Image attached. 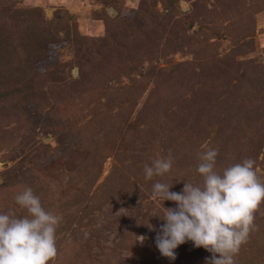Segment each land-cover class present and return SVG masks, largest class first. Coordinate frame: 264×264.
<instances>
[{"label":"rangeland","instance_id":"obj_1","mask_svg":"<svg viewBox=\"0 0 264 264\" xmlns=\"http://www.w3.org/2000/svg\"><path fill=\"white\" fill-rule=\"evenodd\" d=\"M2 1L0 0V3ZM239 1L244 3L245 7L250 5L248 13L255 19L253 35L248 37H241L237 29L240 25L237 19L241 15L237 14L236 10L239 4L242 5ZM215 2L216 0H18L17 7L40 8L47 19H53L56 14L61 17L68 16L66 17L67 23L73 26L77 34L85 37H100L105 33L104 16L110 20L131 19L136 17L140 6L144 11L143 16L148 15V20L168 23L167 27L171 24V20L168 19L169 16L162 15L171 14L170 12L175 8L186 15L190 10H196L191 14L192 17L185 16L186 27L184 23L173 27L177 35L183 38V53L169 52L166 58L160 59L155 67L156 73L158 69H163V78L170 80L171 77L170 82L178 87L174 92L175 102L171 104L168 100H163L162 105L173 106L168 112L177 113V122L182 118V113L183 118H186V125L177 131L178 133L185 132L186 136L178 137L176 134L164 131V128L170 126L169 118L161 122L164 128L158 134H164V141L168 142L161 146L165 148L172 146L174 152L172 154L174 157L173 172L169 171L168 175L164 174L161 182L172 183L170 191L180 192L184 181L192 183L193 181L190 180H195L194 184L202 182V177L197 178L201 176L197 172V167L200 163L199 156L206 148H218L217 171L219 172L234 163L241 162L245 157L253 158L256 155L259 164L255 171L264 181V142L260 148L257 140L245 144L247 141L240 139L237 134L245 129L243 119L247 118L248 113V116L255 118L256 123L260 125L257 129L259 137L264 138V0L232 1L233 13H228L224 9L223 1H221L223 8L220 6L219 9ZM153 8L160 16L152 13ZM221 10L223 13L219 14ZM187 24L191 25L188 29ZM199 25L210 28L212 33L205 37L204 33L207 32L198 31ZM216 32L222 34L223 37L214 40ZM44 52L46 53L45 58L36 64L40 71L53 64L70 62L72 57L71 45L64 39L44 45ZM203 54H209L216 61L221 62L210 66L198 65V58L204 56ZM76 71L75 68L71 70L73 77H77ZM218 76L229 77L230 81L227 89L223 86L222 90L226 91H220L222 94L217 95L215 90L220 89H216L217 84L221 85ZM111 84L115 83L111 82ZM121 84L131 83L122 79ZM208 85L212 88V92L209 89L212 98L207 102L204 89L208 88ZM180 95L184 99L191 100L188 109H174L182 108L183 99L181 100ZM201 96H204V104L200 99ZM130 101L126 104L132 106L133 111L147 107L144 98L136 100L131 98ZM220 102L229 105L220 106L218 104ZM214 106H217L216 109L213 108ZM224 107L225 115L222 113V117L229 115V111L235 115L236 110H242V114L246 117L238 118L237 127L231 120L224 122V118L220 123L214 121V126L210 129L208 136L199 140L200 117L208 116L213 108L215 111L210 116L214 118ZM51 108V105L44 107L39 114L36 113L37 111L28 112L29 118L23 121L25 126L20 130L18 121L8 120L4 114L0 117V189H3V185L7 182L9 190L3 193L10 199L15 200L18 193L22 192L25 187H31L32 184L37 187L34 193L39 196L40 193L54 192L58 186L74 187L79 184L80 177L73 179L75 183L74 181L66 183L70 176L66 171L71 172L73 168L78 167L85 173L84 171H91L97 167V165L93 167L97 160H92L89 169L85 168L83 162L81 163V159H89L96 153L93 150L94 147L81 151V148H77L76 138L66 140L60 138L58 145L55 136L45 130L44 120L46 118L44 116ZM136 115L135 112L131 113L130 120H135ZM32 116H34L33 119H31ZM228 129L236 134L232 142L235 144V150L240 152L239 158H233L235 156L231 158L225 154L226 144L222 140ZM152 132L155 133V131ZM175 136L178 139L172 142ZM146 137L154 138V135L147 131L143 139ZM213 138H215V145L213 142L208 147ZM129 140L130 138L125 136L124 143H122L120 134L114 142L122 150L126 148L130 150ZM112 143L113 137L109 141V146H112ZM132 149L133 153L127 150L129 154H132L129 158L118 160L112 156L104 159L101 169L96 172L98 176L92 183L89 193L98 190L114 169L122 172L130 171L132 176L141 172L143 164L137 165L134 159L143 154V149ZM248 151L251 152L247 154ZM130 163L133 164H131L132 168L128 167ZM82 172L80 174H83ZM142 184L147 186L146 189L136 187L115 200L114 197L111 198L112 201L97 203L99 206L93 209L80 207L74 211L73 216H68L69 223L56 233L58 255L50 264H183L180 257L181 250L178 247L174 250L175 260H170L160 254L155 244L157 231L150 230L148 227L151 225L153 229L158 230L164 223L162 220L165 213L164 208H174L175 203L166 200L161 204L159 198L153 199L152 197L153 183L146 180ZM136 185L141 184L137 182ZM3 210L0 207V213H4ZM254 215L256 219L264 217V202L260 204ZM139 236L145 237L143 243L137 241ZM188 242L193 248L186 249V264H199L203 253L200 251L201 255L198 254L196 252L198 248L195 250L193 243ZM260 242L261 237L256 232H252L248 242L241 246L235 257V264H258L259 259L252 255L249 248L250 244H253L252 247L258 251ZM195 256L199 257L197 261L194 259Z\"/></svg>","mask_w":264,"mask_h":264},{"label":"trees","instance_id":"obj_2","mask_svg":"<svg viewBox=\"0 0 264 264\" xmlns=\"http://www.w3.org/2000/svg\"><path fill=\"white\" fill-rule=\"evenodd\" d=\"M221 1L225 4L224 9L228 13H233L234 9L231 7V3L237 0H216L215 4L218 9L223 4ZM241 4L236 10V13L241 15L237 19L240 23L237 29L241 33V37H248L253 35L255 19L248 13L250 5L245 7L244 3ZM17 5L18 0H3L0 3V117L4 114L8 120L18 121V129L20 130L25 126L23 121L29 118L28 112L37 111L36 113L39 114L44 107L51 105V110L46 113V117L44 116L46 118L44 126L46 127L45 130L55 136L56 144H60V138L65 140L76 138V142L78 141L77 148H81V151L93 149V147V150L96 151L89 159H81V163L83 162L82 164L87 169L92 165V160H97L93 165V167L97 165L95 169L83 170L85 173L78 167L73 168L71 172L66 171L70 175L66 183L73 182L80 177L79 184L74 187L67 186L69 188L58 186L52 193H40V196L38 195L46 210L63 217L57 229L59 232L69 223L67 217L73 216L74 211L80 207L93 209L99 206L97 203L112 201L111 198L114 197L115 200L136 187L146 189L147 186L142 184L143 181H146L144 165H150L154 159L167 157L169 153L174 154L172 146L168 148L161 146V144L168 143L164 141V134L158 135L164 128V124H161L162 121H167L168 118L170 121V126L164 128V131L171 132L173 135L176 134L178 137L186 136L185 132H177L186 125V118H183L184 114L182 113V118L177 122V113L168 112L173 106L162 105L163 100H168L171 104L175 102L173 99L175 98L174 92L178 87L170 82L171 77L170 80L163 78V69H158V73H156L155 67L160 59L166 58L169 52L179 51L183 53V38L177 35L173 27L180 23H184L186 27L185 16L187 18L192 17L191 14L196 10H190L186 15L175 8L174 11L170 12L171 14L162 15L169 16L168 19L171 20V24L167 27L168 23L148 20V15L143 16L144 11L140 6L136 17L131 19L110 20L104 16L105 33L100 37H85L77 34L73 26L67 23L66 17L68 16L61 17L56 14L53 19H47L40 8H19ZM152 13L160 16L157 11H154V8ZM222 13L221 10L219 14ZM190 26L187 24V29ZM197 28L198 31L207 32L204 33L205 37L212 33L208 27L199 25ZM215 35L214 38L212 37L214 40L223 37L217 32ZM60 39H64L71 45L72 57L70 62L53 64L40 71L36 64L46 56L44 45L58 42ZM198 61V65L206 66L221 62L216 61L209 54L199 57ZM74 68L77 70V77H73L71 74V70ZM205 68L208 69L209 67ZM122 79L131 84H121ZM218 81L221 82V85L217 84L216 89L220 88L219 91L215 90L217 95L222 94L220 91H226L222 89L223 86H226L227 89L230 79L229 77H219ZM109 82L110 84H108ZM111 82L115 84H111ZM209 89L212 92L209 85L208 88L205 87L204 89L207 102L212 98ZM180 97L181 100L183 99L182 108L176 107L174 109H188L191 100L184 99L181 95ZM131 98L132 100L144 98L147 107L133 111L134 108L132 109V106L126 104L131 102ZM200 99L203 101L204 96H201ZM218 104L220 106L229 105L221 104V102ZM216 107L213 108L216 109ZM213 108L208 116L200 117L199 140L208 136L210 129L214 126V121L220 123L224 118V122L231 120L237 127L238 118L246 117L245 114H242V110H236L235 115L237 117L232 111H229V115L226 114L227 116L222 117V113L225 115L224 107L218 111V113L220 112L218 116L214 112L216 116L212 118L210 114L215 111ZM133 112L137 114L136 118L130 120ZM248 115L247 113V118L243 119L245 129L237 134L240 139L247 141L245 144L257 140L260 148L264 142V138H260L257 133L260 125L256 123L255 118L252 119ZM33 118L34 116L31 117V119ZM78 118L81 119L78 120ZM147 131H150L154 138L146 137L143 139ZM120 134L122 143H124L125 136L130 138V143H128V146L131 147L130 150L128 148L122 150L115 144L114 141ZM234 135L236 134L228 129V132L223 135L222 142L226 144V155L231 158L233 156H235L233 158H239L240 152L235 150V144L232 142ZM112 137L113 143L112 146H109ZM178 137L175 136L172 142ZM213 142L215 145V138L211 139L208 147ZM132 148L143 149V152L141 151L143 154L134 159L137 165L143 164V166H141L142 164L139 165L141 172L132 176L130 171L122 172L114 169L98 190L89 193L92 183L98 176L96 172L101 169L104 159L112 156L118 160L129 158V155H132L129 152L133 153ZM249 152L251 151H248L247 154ZM254 158V167L256 168L259 162L256 155L252 159ZM131 164L128 167L132 168L133 164ZM81 172L83 174H80ZM170 172H173V168ZM161 177L154 176L148 181L153 184L157 181L161 182ZM190 181L194 183L195 180ZM137 182L141 185H136ZM197 182L199 181L197 180ZM5 183L3 189H0V207L4 209V213L0 214L14 212L18 217L28 215L27 211L16 204L13 198L10 199L5 196L3 192L9 190L7 182ZM31 188L35 192L37 187L32 184ZM263 218V216L255 218L254 221L257 228L253 232L261 237L259 250L256 251L252 247L253 244H250L249 248L252 255L259 259L258 264H264ZM189 247L190 250L193 248L189 242L178 246L181 250L180 257L183 264H186V249ZM194 248L197 249V247ZM200 251L203 256L200 258L199 264H206V258L211 257L212 254L203 247L196 250L198 254ZM194 259L197 261L199 257L195 256Z\"/></svg>","mask_w":264,"mask_h":264},{"label":"clouds","instance_id":"obj_3","mask_svg":"<svg viewBox=\"0 0 264 264\" xmlns=\"http://www.w3.org/2000/svg\"><path fill=\"white\" fill-rule=\"evenodd\" d=\"M218 152V148H206L200 154L197 172L202 183L184 181L180 192L170 191L172 183L153 184V199L176 205L164 208V223L158 230L148 226L157 231L155 244L163 257L175 260L174 250L191 241L212 254L206 264H235L241 246L256 230L254 214L264 202V181L255 171V160L245 158L219 172ZM173 163L169 153L145 164V179L163 176ZM15 202L28 215L0 214V264H50L58 255L56 233L63 217L46 210L31 187L18 193ZM144 240L139 236L137 241Z\"/></svg>","mask_w":264,"mask_h":264}]
</instances>
